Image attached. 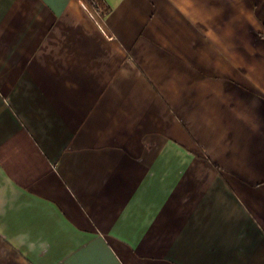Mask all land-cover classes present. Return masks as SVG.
I'll list each match as a JSON object with an SVG mask.
<instances>
[{
  "label": "crops",
  "instance_id": "crops-1",
  "mask_svg": "<svg viewBox=\"0 0 264 264\" xmlns=\"http://www.w3.org/2000/svg\"><path fill=\"white\" fill-rule=\"evenodd\" d=\"M101 2L0 0V264H264V0Z\"/></svg>",
  "mask_w": 264,
  "mask_h": 264
},
{
  "label": "trees",
  "instance_id": "trees-1",
  "mask_svg": "<svg viewBox=\"0 0 264 264\" xmlns=\"http://www.w3.org/2000/svg\"><path fill=\"white\" fill-rule=\"evenodd\" d=\"M89 3L94 2L96 3V6H94L95 8L101 10V13H105L107 11V7L104 6L103 2H101L102 0H88Z\"/></svg>",
  "mask_w": 264,
  "mask_h": 264
},
{
  "label": "built area",
  "instance_id": "built-area-1",
  "mask_svg": "<svg viewBox=\"0 0 264 264\" xmlns=\"http://www.w3.org/2000/svg\"><path fill=\"white\" fill-rule=\"evenodd\" d=\"M91 4H92L93 6H96V3H94V2H91Z\"/></svg>",
  "mask_w": 264,
  "mask_h": 264
},
{
  "label": "clouds",
  "instance_id": "clouds-1",
  "mask_svg": "<svg viewBox=\"0 0 264 264\" xmlns=\"http://www.w3.org/2000/svg\"><path fill=\"white\" fill-rule=\"evenodd\" d=\"M42 247H43V245H42Z\"/></svg>",
  "mask_w": 264,
  "mask_h": 264
}]
</instances>
